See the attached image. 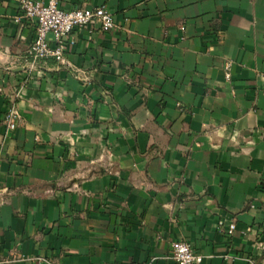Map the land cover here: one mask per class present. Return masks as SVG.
Masks as SVG:
<instances>
[{"label":"crops","instance_id":"crops-1","mask_svg":"<svg viewBox=\"0 0 264 264\" xmlns=\"http://www.w3.org/2000/svg\"><path fill=\"white\" fill-rule=\"evenodd\" d=\"M101 5L68 66L0 0V264H264V0Z\"/></svg>","mask_w":264,"mask_h":264},{"label":"built area","instance_id":"built-area-1","mask_svg":"<svg viewBox=\"0 0 264 264\" xmlns=\"http://www.w3.org/2000/svg\"><path fill=\"white\" fill-rule=\"evenodd\" d=\"M19 18H24L35 28V37L27 50L31 63L52 58L60 64L68 65L67 53L74 44L73 33L89 25H98L101 31H110L114 24L111 13L103 6L63 9L59 0H18ZM225 77H229V63H225ZM264 79V73H263ZM264 92V80L261 86ZM20 113L14 105H9L4 114L8 129H14ZM220 231L231 234L235 223L225 228L219 221ZM171 257L177 264H204V256L194 251L186 242L175 240L170 243ZM38 263L53 264L51 260L36 257ZM252 262V261H251ZM252 264H255L254 262Z\"/></svg>","mask_w":264,"mask_h":264}]
</instances>
